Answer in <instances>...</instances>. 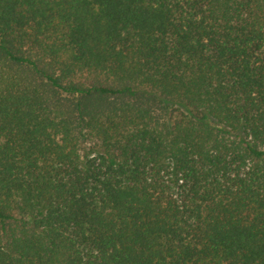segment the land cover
Segmentation results:
<instances>
[{
	"label": "trees",
	"instance_id": "obj_1",
	"mask_svg": "<svg viewBox=\"0 0 264 264\" xmlns=\"http://www.w3.org/2000/svg\"><path fill=\"white\" fill-rule=\"evenodd\" d=\"M0 264H264V0H0Z\"/></svg>",
	"mask_w": 264,
	"mask_h": 264
}]
</instances>
